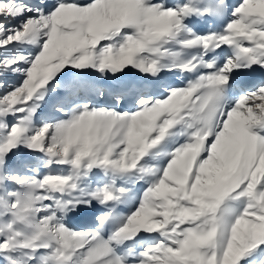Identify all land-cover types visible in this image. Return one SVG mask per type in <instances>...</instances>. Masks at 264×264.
Listing matches in <instances>:
<instances>
[{"label":"snow or ice","instance_id":"snow-or-ice-1","mask_svg":"<svg viewBox=\"0 0 264 264\" xmlns=\"http://www.w3.org/2000/svg\"><path fill=\"white\" fill-rule=\"evenodd\" d=\"M0 264H264V0H0Z\"/></svg>","mask_w":264,"mask_h":264},{"label":"rangeland","instance_id":"rangeland-1","mask_svg":"<svg viewBox=\"0 0 264 264\" xmlns=\"http://www.w3.org/2000/svg\"><path fill=\"white\" fill-rule=\"evenodd\" d=\"M230 2H235V0H230ZM201 30H206V28H201ZM71 224H73L74 226H83L86 222L78 220L76 218H73L72 220L69 221ZM87 223H90V221H88Z\"/></svg>","mask_w":264,"mask_h":264}]
</instances>
